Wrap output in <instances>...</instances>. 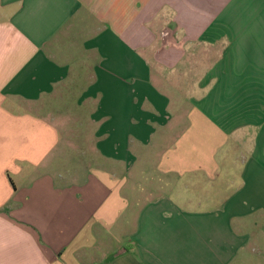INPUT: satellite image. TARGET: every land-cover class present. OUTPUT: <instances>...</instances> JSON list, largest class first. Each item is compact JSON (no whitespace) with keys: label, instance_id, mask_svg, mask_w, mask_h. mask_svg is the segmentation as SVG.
I'll return each instance as SVG.
<instances>
[{"label":"crops","instance_id":"obj_1","mask_svg":"<svg viewBox=\"0 0 264 264\" xmlns=\"http://www.w3.org/2000/svg\"><path fill=\"white\" fill-rule=\"evenodd\" d=\"M0 264H264V0H0Z\"/></svg>","mask_w":264,"mask_h":264}]
</instances>
